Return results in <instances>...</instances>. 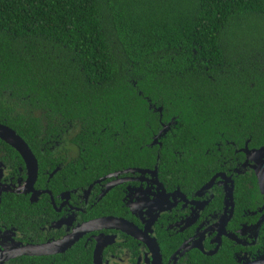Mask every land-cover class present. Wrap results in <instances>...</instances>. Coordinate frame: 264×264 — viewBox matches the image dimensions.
Returning <instances> with one entry per match:
<instances>
[{
  "label": "trees",
  "instance_id": "obj_1",
  "mask_svg": "<svg viewBox=\"0 0 264 264\" xmlns=\"http://www.w3.org/2000/svg\"><path fill=\"white\" fill-rule=\"evenodd\" d=\"M7 94L121 135L120 157L159 118L187 158L220 133L264 145V0H0Z\"/></svg>",
  "mask_w": 264,
  "mask_h": 264
},
{
  "label": "flooded vegetation",
  "instance_id": "obj_2",
  "mask_svg": "<svg viewBox=\"0 0 264 264\" xmlns=\"http://www.w3.org/2000/svg\"><path fill=\"white\" fill-rule=\"evenodd\" d=\"M13 100L0 101V125L28 155L0 137V251L48 253L0 264H264L263 144L220 133L187 158L159 118L120 157L121 135Z\"/></svg>",
  "mask_w": 264,
  "mask_h": 264
},
{
  "label": "water",
  "instance_id": "obj_3",
  "mask_svg": "<svg viewBox=\"0 0 264 264\" xmlns=\"http://www.w3.org/2000/svg\"><path fill=\"white\" fill-rule=\"evenodd\" d=\"M162 133H164V129L161 130L158 133L157 136H160V134H162ZM16 135L17 134L13 130L7 128L6 126L0 125V137L2 139L6 140L7 142H11L12 143V140H15L17 143H19V145L17 147L20 148V151L24 155V158L27 159L28 149L26 148V144L24 142H21V141L18 142V139H17ZM156 137L154 138V141L156 140ZM259 150H264V146L260 147ZM259 152H261V151H259ZM33 162H34V160H33ZM35 168H36V166H35V164H33V166H32L33 175L35 173ZM263 175H264V173H263ZM35 247L36 248L31 247V246H27V248H26L27 250L26 249L24 250L22 248V249L15 250L14 252H11V253H4V252L0 251V262L4 261L5 259L11 258V257H15V256L21 255V254L48 253V250H47L46 246L38 247V248H40L39 250H37L38 249L37 246H35Z\"/></svg>",
  "mask_w": 264,
  "mask_h": 264
}]
</instances>
